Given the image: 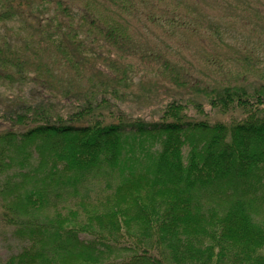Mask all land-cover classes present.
I'll return each instance as SVG.
<instances>
[{"label":"trees","instance_id":"obj_1","mask_svg":"<svg viewBox=\"0 0 264 264\" xmlns=\"http://www.w3.org/2000/svg\"><path fill=\"white\" fill-rule=\"evenodd\" d=\"M216 2L211 13L228 10ZM191 4L0 0V83L32 88L2 117L13 123L0 130V200L20 240L2 264H264V62L203 47L196 65L208 80L170 76L238 112L228 121L194 119L193 100L177 99L154 118L127 117L105 95L152 61L141 53L150 30L220 37ZM232 7L251 16L239 0ZM89 183L97 203L45 211L51 195H87Z\"/></svg>","mask_w":264,"mask_h":264},{"label":"rangeland","instance_id":"obj_2","mask_svg":"<svg viewBox=\"0 0 264 264\" xmlns=\"http://www.w3.org/2000/svg\"><path fill=\"white\" fill-rule=\"evenodd\" d=\"M190 1H192L191 7L195 11L205 17L208 22L213 21L216 24L220 37L216 36L214 40H201L200 36L177 31L174 35L166 38L159 30H150L142 40L141 53L149 52L152 61H148L149 65L142 67L143 70L134 69L128 72L126 75V78H129L127 85L121 87H116L115 85L116 88L112 87V89L118 90L117 93L111 94L109 90L105 93L111 102L109 109L113 112H123L127 117L142 116L145 119H150L154 118L167 102L177 99L182 103L193 100L189 102L191 106L187 113L192 115L194 119L228 121L232 115H238L236 111L224 113L219 109L211 108L203 97L186 87L190 83H185L186 89L182 86L179 87V83L175 79H171L170 76L177 74L176 76L179 80H189L190 82L194 78L208 80L196 65V59L203 47H206L204 48L206 50L215 49L224 54H231L232 51L237 52L240 48H244L246 51H253L254 55L264 62V0H251L255 4L250 2V0H239L248 6L247 12L251 15L249 17L244 16V14L239 13L232 7L236 0H228L229 5L226 12L216 11L213 13L210 12L208 6L216 4V0ZM228 15H233L234 18H230ZM236 15H240L246 20V27H242L232 21ZM206 36L203 37L208 38ZM152 50L160 53L158 54ZM160 54L165 55L168 60L167 71L162 69L163 62ZM146 60H149V58H146ZM228 65L231 66L229 63ZM181 66H188L189 71L187 69L182 71ZM99 71L106 74L104 70ZM103 77L107 79V77ZM251 78L254 79V77ZM256 79L259 80V78ZM257 82L254 81V84H257ZM29 84L30 82L20 83L16 79L9 84L3 85L0 83V130H4L9 124L13 123L10 122L12 120L6 121L2 119V117L8 115L6 110L9 106H15L18 97L26 96L29 98V94L32 91ZM111 84L112 82L110 81ZM193 102L202 106L196 109V107L192 106ZM200 111L201 113H199ZM88 187L91 189L87 191V195H85V191H79L71 195L63 190L57 197L51 195L50 206L45 211H48L51 215L55 210L66 212L68 209H72L80 212L83 206L90 207L88 203H97L102 196V191L94 187L92 183H89ZM7 202L8 200H0V264L10 255L16 253L20 247V240L13 234V227L7 221L13 216L11 210H6ZM42 218L41 216L39 220L41 221Z\"/></svg>","mask_w":264,"mask_h":264}]
</instances>
